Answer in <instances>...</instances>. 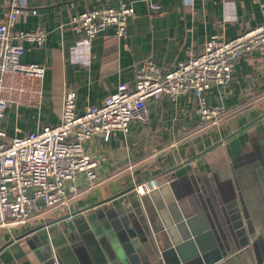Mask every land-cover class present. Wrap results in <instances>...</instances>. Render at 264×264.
Returning <instances> with one entry per match:
<instances>
[{
  "label": "crops",
  "instance_id": "crops-1",
  "mask_svg": "<svg viewBox=\"0 0 264 264\" xmlns=\"http://www.w3.org/2000/svg\"><path fill=\"white\" fill-rule=\"evenodd\" d=\"M7 2L0 0V24L7 15ZM24 2L29 11L18 19L16 28L28 31L42 25L46 31L41 47L23 43L21 57L24 64L46 68L43 102L39 109L12 107L5 112V141L57 124L66 90L75 92L76 111L83 113L87 106H100L120 83L132 87L143 62L171 69L199 54L209 37L230 40L264 22V0ZM149 3L160 9L152 11ZM121 4L134 10L122 38L109 27L87 40L83 30L69 23L71 17L92 8ZM205 99L209 106L220 108L214 124L200 120L192 92L174 99L163 95L146 102V119L133 120L127 132L114 131L106 141L85 143L86 154L98 162L97 184L88 189L79 174L75 183L80 191L69 195L63 206L24 225L0 226V264H49L53 254L61 264H94L93 252L81 239L84 232L76 227L71 232L67 222L83 217L82 212L91 216L111 210L124 227L129 226L139 216L127 191L148 180L158 186L145 193L156 232L153 240L149 236L151 243L137 247L139 259L140 253L148 264H193L189 263L192 251H207V242L216 239L222 248L231 249L233 236L223 207L239 199L243 230L256 225L255 239L243 249H231L221 264H257L252 244L261 238L264 245V58L256 51L240 56L228 83L212 86ZM173 204L188 217L201 212L193 228H187L188 241H182L174 228L169 210ZM68 215L70 221H52ZM46 220L52 223L30 233ZM145 220L148 224L147 216ZM140 233L146 235L143 229ZM35 234L41 244L33 239ZM139 238L135 233L132 240Z\"/></svg>",
  "mask_w": 264,
  "mask_h": 264
},
{
  "label": "built area",
  "instance_id": "built-area-1",
  "mask_svg": "<svg viewBox=\"0 0 264 264\" xmlns=\"http://www.w3.org/2000/svg\"><path fill=\"white\" fill-rule=\"evenodd\" d=\"M148 6L152 11L160 9L155 3ZM28 11L24 0H8L7 15L0 24V226L24 225L63 206L69 195L72 198L80 191L75 183L79 174L84 176L88 189L95 186L98 162L86 154L85 143L106 141L114 131L127 132L133 120H145L148 100L163 95L174 99L192 92L200 120L214 124L220 108L207 104L205 92L228 83L240 56L256 51L264 58V22L230 40L213 35L199 54L177 62L171 69L143 62L132 87L120 83L100 106H87L83 113L76 111L75 92L66 90L57 124L5 141V112L12 107L39 109L43 102L46 68L24 64L21 57L23 43L41 47L46 31L42 25L28 31L15 26ZM30 12L36 14L35 10ZM133 15L130 5L100 6L71 17L69 23L83 30L87 40L109 27L117 38H122ZM156 188V182L149 181L137 189ZM57 261L55 257V264Z\"/></svg>",
  "mask_w": 264,
  "mask_h": 264
},
{
  "label": "water",
  "instance_id": "water-1",
  "mask_svg": "<svg viewBox=\"0 0 264 264\" xmlns=\"http://www.w3.org/2000/svg\"><path fill=\"white\" fill-rule=\"evenodd\" d=\"M149 181L154 180H148L147 182ZM139 186H137L135 190L132 189L127 191L130 204L135 211V214L139 216L138 221L132 219L129 226L126 225L124 227L121 221L117 219L116 215L111 210H105L102 213H98V215L91 216L82 212L83 217L75 219L74 222H67V226L71 232L74 230V227H76L79 233L82 234L84 232L81 239L83 240V243L93 252L94 264H139L140 261V264L150 263L144 255L139 253L141 259L135 255V251H137L139 247L143 248L146 246L144 243L147 241L151 243L149 236L151 240H153V232H156L155 215L153 211L148 209L146 201V195L152 193V190L140 192L137 189ZM122 194L125 193H121L120 195ZM238 204L243 206L238 199V201H234L233 203L223 207V209L228 212V217L225 216V219L230 225V229L232 231L233 242L231 243V249L234 250H240L247 247L249 245V241L255 239L254 235L257 229L255 225L253 229L248 227L247 231H245V229L243 230L242 218L244 215H241L239 210H242L244 214V209L242 206L238 208ZM158 210H160L159 207ZM169 210L172 212V223L174 228L178 234H180L182 241H188L190 234L187 232V228H193V225L196 222V215L201 212H196L194 216L188 217L187 215H183L175 204L169 207ZM182 212L186 213L185 207H183ZM161 213L162 211L159 214ZM188 213H190L189 208ZM145 216L148 218V224L146 223ZM70 218H72V216L68 215L52 221L53 223L66 220L70 221L68 220ZM52 221L48 222L46 220L45 225H35L32 227L34 230L31 229L30 233L43 229L44 226L50 225ZM140 229L144 230L148 238L146 235H141ZM123 230L127 231V235H125ZM135 233H137L140 238L132 240ZM33 239L38 241L40 244L42 243L37 234L33 235ZM216 241L219 242L217 239ZM216 241L214 243L207 242V251H197L196 249L192 251L191 254L196 259L197 264H221L226 259L232 250L230 248H222V246L219 243H216ZM252 249L255 254L256 263L264 264V245L261 238H258L252 244ZM55 257L56 255L53 254V257L51 255L49 264H55ZM193 257H190L189 263L195 264ZM57 263L61 264L59 259ZM158 264H161V262H158Z\"/></svg>",
  "mask_w": 264,
  "mask_h": 264
}]
</instances>
